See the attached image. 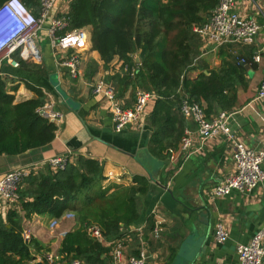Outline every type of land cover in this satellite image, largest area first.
<instances>
[{"label": "crops", "instance_id": "0c3cea01", "mask_svg": "<svg viewBox=\"0 0 264 264\" xmlns=\"http://www.w3.org/2000/svg\"><path fill=\"white\" fill-rule=\"evenodd\" d=\"M70 1L58 2L54 15L67 14ZM236 4L238 12L255 18L263 26L255 44L227 43L215 48L202 43L200 60L207 62L211 69L221 66V55L240 56L249 63L246 68L248 87L238 92L231 128L247 147L258 149L264 138V101L255 98L263 80V65L254 62L253 57L258 53L264 57V0H236ZM85 29L89 32L90 44L81 54L80 73L75 78L69 75L67 68L60 66L46 31L38 40L47 44L42 49L39 46L43 59L41 64H36L39 67L34 74L22 73L19 68L7 64L1 67L0 76L9 80V86H18L15 103L37 98V94L26 87L27 82L43 93L45 102H53L54 108L63 112L65 119L50 145L21 155L0 156V177L29 166L38 170L36 174L44 172L49 169L46 162L50 158L66 155L72 162H76L79 156L98 160L105 178L101 186L108 194L119 186L132 185L136 175L151 178V191L143 199L141 219L129 230L122 231L132 239L128 244L129 254L137 253L140 235H143L153 254L148 264H239L237 245L247 244L264 226V184L249 194L235 191L228 197L213 198V188L234 172L232 147L224 137L201 144L196 124L188 119L185 120V129L192 132L195 146L199 148L201 145L202 149L187 159L180 158L176 165L160 164L149 150L153 128L148 116L154 102L147 109L144 130L128 127L116 133L110 105L104 96L94 93L93 85L105 79L115 88L125 108L135 103L136 91L142 88L134 89L130 83L125 85L129 76V71L125 70L130 68L119 57L106 63L99 52L92 49L93 28ZM135 59L139 61L138 55ZM135 69L139 72V65ZM200 72L193 71L189 75L197 78ZM155 210L158 219L164 221L163 231L158 236L153 234L157 222L153 215ZM0 213L6 217L5 210ZM51 220L34 216L32 220H24L23 226L32 238L51 248L49 254L56 257V264H59L58 252L64 239L61 233L72 231L77 224L74 220H64L58 228L51 229ZM218 224H223L230 234L223 244L215 242ZM103 247L109 250L110 256V249ZM42 258L38 255L31 264L43 262Z\"/></svg>", "mask_w": 264, "mask_h": 264}, {"label": "trees", "instance_id": "16d2710c", "mask_svg": "<svg viewBox=\"0 0 264 264\" xmlns=\"http://www.w3.org/2000/svg\"><path fill=\"white\" fill-rule=\"evenodd\" d=\"M6 0H0V5ZM34 14L41 0H22ZM219 0H71L65 17L67 31L91 26L92 49L109 63L115 57L139 72L128 83L155 95L148 116L153 128L150 152L160 164L169 163V151L176 150L184 135L186 119L182 101L205 105L208 116L232 111L238 92L248 87L242 57L221 55L222 64L211 69L200 60L202 41L194 28L205 24ZM135 55L139 61L136 62ZM253 57V56H252ZM251 58H248L250 61ZM201 61V63H200ZM20 71L34 74L36 64L20 61ZM200 70L197 78L190 72ZM36 99L15 103L18 86L0 76V156H16L50 145L57 127L38 113L45 103L43 93L29 83ZM148 109V108H147ZM219 111L217 112V110ZM71 159V158H70ZM102 164L79 156L63 170L50 169L27 177L18 191L19 199L6 217L0 213V264H31L41 255L49 264L51 248L23 237L24 220L34 216L61 218L75 215L76 227L66 233L60 250L63 264L81 260L84 264H112L109 250L93 239L87 227L96 226L108 240L121 238L142 217L143 199L151 191V178L136 175L133 184L119 186L108 194L101 184ZM55 264V263H54Z\"/></svg>", "mask_w": 264, "mask_h": 264}, {"label": "built area", "instance_id": "2783aa9c", "mask_svg": "<svg viewBox=\"0 0 264 264\" xmlns=\"http://www.w3.org/2000/svg\"><path fill=\"white\" fill-rule=\"evenodd\" d=\"M61 0H41L40 11L34 14L22 0H6L0 5V69L4 64L12 68H20V61L33 64L42 63V51L38 46V40L43 31H46L50 47L61 67L67 68L72 78L80 73L81 54L88 49L90 44L89 32L85 29L67 31L65 17L54 15L55 6ZM65 15V14H63ZM62 15V16H63ZM263 26L255 19L242 15L237 11L236 0H219L211 18L203 25L194 28V32L200 37L203 45L219 48L227 43H237L242 46L255 44ZM253 61L263 65V80L257 90L256 101H264V57L261 53L253 57ZM242 64L246 62L242 59ZM134 77L138 71L134 68L125 70ZM96 95H102L110 105L114 131L121 133L128 127L144 130L147 118V108L154 95L143 89L136 91L135 103L130 108H125L119 99L115 88L105 79H100L93 85ZM38 113L47 118L58 128L65 119L63 112L54 108L51 101H46ZM180 111L185 119L196 124V132L201 144L219 137L226 138L232 147L231 158L234 163V172L216 185L211 191L213 198H224L233 192L252 193L264 184V138L258 149H251L238 138L231 128V118L235 111H222L209 119L205 107L186 97L181 104ZM192 132L185 129L178 148L169 151V165H176L180 158H189L196 150ZM71 159L69 156H57L50 158L46 165L52 171L66 168ZM38 170L34 167L17 169L0 177V208L8 210L18 201V191L24 180ZM0 210V212H1ZM157 222L153 228V234L158 236L163 231L164 221L158 219V214L153 211ZM6 216V215H5ZM75 215L65 213L61 218L51 220L50 228L56 229L64 220H74ZM141 234L142 231L138 230ZM88 234L101 245L110 249L112 264H148L153 258L148 243L140 235V243L135 255L129 254L128 244L131 236L124 234L121 238L108 240L96 226L87 227ZM67 232L61 233L65 237ZM26 241L32 237L29 232L23 233ZM230 237L223 224H218L215 229V242L225 243ZM239 264H263L264 263V226L259 229L247 244H239L236 247ZM49 264H56V257L47 255ZM59 264H63L59 262ZM70 264H84L81 260H74Z\"/></svg>", "mask_w": 264, "mask_h": 264}, {"label": "rangeland", "instance_id": "374dc122", "mask_svg": "<svg viewBox=\"0 0 264 264\" xmlns=\"http://www.w3.org/2000/svg\"><path fill=\"white\" fill-rule=\"evenodd\" d=\"M40 42V41H39ZM38 42V46L41 47L42 49V46H46L47 42L46 41H41L40 43ZM48 42H49V39H48Z\"/></svg>", "mask_w": 264, "mask_h": 264}, {"label": "water", "instance_id": "95a60500", "mask_svg": "<svg viewBox=\"0 0 264 264\" xmlns=\"http://www.w3.org/2000/svg\"><path fill=\"white\" fill-rule=\"evenodd\" d=\"M139 59V58H138ZM246 68L248 69V66L246 65ZM36 264H44L43 262H38ZM66 264H70V263H66Z\"/></svg>", "mask_w": 264, "mask_h": 264}]
</instances>
